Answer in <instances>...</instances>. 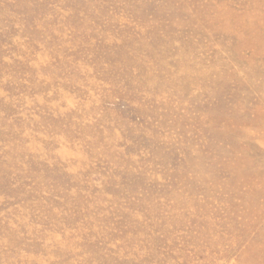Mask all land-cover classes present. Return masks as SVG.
<instances>
[{
	"label": "rangeland",
	"instance_id": "1",
	"mask_svg": "<svg viewBox=\"0 0 264 264\" xmlns=\"http://www.w3.org/2000/svg\"><path fill=\"white\" fill-rule=\"evenodd\" d=\"M0 264H264V0H0Z\"/></svg>",
	"mask_w": 264,
	"mask_h": 264
}]
</instances>
